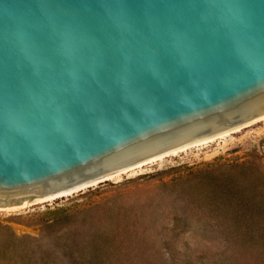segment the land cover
Here are the masks:
<instances>
[{
  "label": "water",
  "instance_id": "obj_1",
  "mask_svg": "<svg viewBox=\"0 0 264 264\" xmlns=\"http://www.w3.org/2000/svg\"><path fill=\"white\" fill-rule=\"evenodd\" d=\"M264 116V0H0V207Z\"/></svg>",
  "mask_w": 264,
  "mask_h": 264
},
{
  "label": "rangeland",
  "instance_id": "obj_2",
  "mask_svg": "<svg viewBox=\"0 0 264 264\" xmlns=\"http://www.w3.org/2000/svg\"><path fill=\"white\" fill-rule=\"evenodd\" d=\"M229 173L264 193V116L118 178L0 209V252L40 259L52 251L56 264H91L89 252L83 262L68 254L66 243L87 247L111 239L119 247L111 257L115 264L124 257L136 264H264V195L256 204L254 229L238 239L211 230L202 216L199 203L209 200L212 178Z\"/></svg>",
  "mask_w": 264,
  "mask_h": 264
},
{
  "label": "trees",
  "instance_id": "obj_3",
  "mask_svg": "<svg viewBox=\"0 0 264 264\" xmlns=\"http://www.w3.org/2000/svg\"><path fill=\"white\" fill-rule=\"evenodd\" d=\"M212 179L215 182L210 185L209 200L199 203L202 216L205 219L207 217L211 230L226 236L227 239H238L243 230L254 229L252 226L260 215L256 204L264 193L257 185H247L238 175L232 173ZM240 181L243 184L240 185ZM261 182H264V178ZM66 248L70 256H75L83 262L89 252L92 256L89 259L91 264H115L111 257L119 249L111 239H102L87 247L79 241L67 242ZM52 256L53 252L47 251L42 258L36 259L35 255L28 252L13 253L4 249L0 252V264H56ZM124 258L117 259L116 264H136L131 257ZM139 263L146 264L144 260H137V264Z\"/></svg>",
  "mask_w": 264,
  "mask_h": 264
},
{
  "label": "bare ground",
  "instance_id": "obj_4",
  "mask_svg": "<svg viewBox=\"0 0 264 264\" xmlns=\"http://www.w3.org/2000/svg\"><path fill=\"white\" fill-rule=\"evenodd\" d=\"M253 121H254V120H253ZM250 122H252V121H250ZM250 122H248V123H250ZM248 123H245V124H248ZM245 124H243V125H245ZM243 125H240V126H238V127L232 128V129L227 130V131H225V132H222V133H219V134H216V135H213V136H210V137H207V138H204V139H201V140L195 141V142H193V143L187 144V145H185V146H182V147H180V148H177V149H175V150H172V151H170V152H167V153H165V154H162V155H160V156H157V157H155V158H152V159H150V160H147V161H145V162H142V163L137 164V165H135V166H132V167H130V168H127V169H125V170H122V171L116 172V173H114V174H111V175L105 176V177H103V178H100V179H97V180L91 181V182H89V183H86V184H84V185L78 186V187H76V188H72V189H69V190H67V191H64V192H61V193H58V194H55V195H52V196H49V197H46V198H42V199H39V200H36V201H32V202H29V203H26V204H23V205L4 206V207H0V209H2V210H3V209H7V210H8V209H17V208L25 207V206H28V205H31V204H35V203H38V202L49 201V200H51V199H53V198H57V197H60V196H63V195H67V194H70V193H73V192H76V191L82 190V189H84V188H87V187H89V186H92V185H95V184H97V183L103 182V181H105V180H108V179H111V178H118V177H120L122 174L127 173V172H130L131 170L136 169V168H138V167H142V166H144L145 164H147V163H149V162L157 161V160L162 159L163 157H165V156H167V155L174 154V153H178V152H180V151H183V150L187 149V148L190 147V146L198 145V144H200V143H204V142H207V141H211L212 139H215L217 136L225 135V134H227V133H229V132H231V131H235V130H237V129H240L241 127H243Z\"/></svg>",
  "mask_w": 264,
  "mask_h": 264
}]
</instances>
